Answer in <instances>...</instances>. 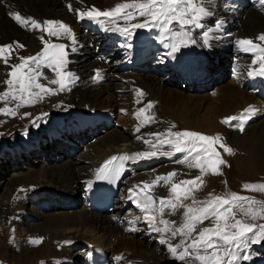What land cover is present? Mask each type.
<instances>
[{"label":"bare ground","instance_id":"obj_1","mask_svg":"<svg viewBox=\"0 0 264 264\" xmlns=\"http://www.w3.org/2000/svg\"><path fill=\"white\" fill-rule=\"evenodd\" d=\"M68 2L69 0H4L0 3V45L13 44L14 51L10 63H19L20 61L17 59L19 56H34L41 52L44 48L43 42L39 39L41 35L49 41V44H64L67 48L68 43L76 42V46H81H74V52L65 54L66 63L61 68V71L64 70L62 72L67 71L74 74L75 80L72 81L70 90L61 91L59 85H52L47 79L40 77L37 80L38 83H43L56 91L40 93L39 96L23 93L25 105L30 108L35 107L37 110V107L42 103L41 107H43V111H46L45 113L58 117L65 115L64 112L86 109L89 112L82 114L105 115L118 119L123 125L121 128L106 124L97 125L89 132H79L75 137L67 136V143L51 141L44 145L38 144L27 155L19 145L12 149L13 154L8 159L14 162L13 167L16 166L15 168L19 172H16L18 175L15 178L7 179L5 182L3 180L0 183V230H3L0 236V256L16 264L34 262L37 264L44 262L45 264H79L81 250L87 244H97L101 245L110 256L122 257V264H181L180 261L172 257L168 247L165 250L166 257L156 250L151 239L134 238L133 235L122 236V228L112 223L109 216H105L107 214L101 215V213L86 211L78 199V182L85 180L91 167L108 154L121 149L131 151L133 148L147 151L151 145L143 144L145 140H149L153 144L156 143L157 137L144 138L140 136L139 140L132 141L131 128L125 124L128 116H121L117 113L122 108L128 109L127 106H124L128 100V94L125 92L130 86L141 87L147 95L146 101L152 102L150 110L152 121L145 129L147 133L163 132L175 125L172 128L173 132L188 130L201 134L207 133V136L208 134L213 136L212 134L219 132V136L230 142L239 130H234L227 125L229 120L243 112L254 114V111L262 107L263 101L248 93L245 88H239L238 84H234L226 77H219V82H216L217 79L211 81V85L216 83L210 88L214 89L215 95L208 93L206 88H189L181 91L171 83L166 84L165 78H159L151 73L136 76L122 75L117 80L111 78L103 70L104 66L92 60L93 55L85 46L90 41V35L88 31L84 32L79 25V20H82L79 15L69 11L66 6ZM71 2L74 9L87 11L91 10L93 6L96 9L108 10L115 8L117 4L133 3L135 0H82V2L81 0H71ZM203 3L209 7L211 12L209 16H215V18L219 16L222 20L227 19L229 30L234 31L240 39L244 38L241 36L244 26L249 28L244 33L249 35L248 37L255 38L264 33V17L248 8L238 9L237 12L233 11L225 0H203ZM9 11H18L24 17L34 18L41 23L42 28L47 27L43 25L45 20L61 21L70 27L71 34H65L61 30V35L56 38L49 37L47 32L31 25L28 28L21 27L12 18H9ZM129 11L134 12L136 19L124 18V13ZM136 11L137 9H125L121 13L122 20L129 25L141 22L142 17L135 13ZM145 19L143 17V21ZM147 19L150 21L151 17H147ZM208 20L209 18L203 22V25L206 26ZM102 24L103 20L101 19L96 27L102 26ZM52 27L59 28L58 25H52ZM14 42H19L25 47L19 48L18 44ZM78 54L83 56L76 65L74 59ZM29 67L35 69V64L30 62ZM54 67L55 64L52 68ZM218 69L224 70L223 63L220 61ZM10 70L7 65L0 63V92H18V85L14 90L4 83L10 78L8 76ZM23 71L26 72L27 69ZM36 71L43 72L44 76L49 79L57 78L55 71L49 72L41 68ZM97 71L100 74V81L94 77ZM129 78L132 79V82H129ZM32 91L39 92L38 89ZM52 104L54 106H51ZM50 107H54L56 110L50 109ZM53 110L56 113H52ZM253 116V120L247 123L242 132L243 135L245 134L243 136L245 140H242V144L233 146L238 150L234 149L232 164L234 169H237L242 175L256 176L264 171V152L263 155L260 152V150L264 151V146L254 149L256 139H261L259 135L263 131L260 127L264 123V112ZM221 118L226 120L224 123L222 119V126L219 124ZM35 128L37 129V127ZM53 131V128L49 130L50 133ZM248 135L250 139H248ZM92 138L94 141L90 142ZM159 139L163 140L165 137ZM69 143L73 145L71 146ZM52 154L58 156L51 158ZM19 161L22 163H18ZM23 166H26V169L21 171L19 168ZM191 170L195 171L191 172ZM160 171L163 173L176 171L177 176L172 179V183L200 175L199 169H189L186 166H166ZM141 179L148 180L149 175L143 174ZM209 185L206 182L204 193L208 191ZM31 194H35L36 197L44 196L45 198L40 199L39 202L45 203L51 211L41 212L28 207L27 202L22 198ZM51 194H56L57 198L50 197ZM66 198L70 200L67 201ZM190 203L188 200H183L185 205H190ZM68 205L70 207L65 208ZM60 206L65 209H58ZM185 211L186 209L181 207L175 211V214L169 215V221H176L175 225H170V229L179 226L184 221L183 213ZM9 219L11 220L10 224L8 223ZM11 224L15 226L13 234L7 230L4 231V227L7 225L5 227L7 229ZM203 226H206V222ZM19 231L20 234L25 233L24 239L19 235ZM181 238L178 234L173 239L172 232L169 230L167 240L170 243L176 244ZM28 239H33V246L27 244ZM11 247L14 249L11 250ZM179 251L182 249L177 250V252ZM246 251L253 255L251 264L253 260L257 259L259 253L256 250L249 251L247 248L238 250L240 254H245ZM245 263L249 264L248 261Z\"/></svg>","mask_w":264,"mask_h":264},{"label":"snow or ice","instance_id":"obj_2","mask_svg":"<svg viewBox=\"0 0 264 264\" xmlns=\"http://www.w3.org/2000/svg\"><path fill=\"white\" fill-rule=\"evenodd\" d=\"M82 2V0H81ZM261 4H264V0H260ZM70 12L77 13L81 19L87 17V19L99 22L98 17H113L114 15L119 17L125 9H138V15L145 17L143 22L133 23L130 25L131 29H144L151 30L152 28L159 29L161 36L164 39H160L159 43L163 44L166 48L170 49L164 54V57L175 59V54L181 50L182 47H189L197 45V41L192 38L190 29L193 27L203 28L204 25L200 22L205 16L211 15L209 7L203 3V0H135L133 3H121L117 4L115 8L108 10L96 9L94 6L91 10L81 11L80 9H74L71 0L66 5ZM264 10V9H262ZM9 17L12 18L18 25L24 28H28L29 25L36 29H40L43 32H47L49 37L59 38L61 30L65 34H71L70 27L58 20H45L43 25L46 28H42L41 23L32 17H24L18 11H9ZM147 17H151L149 21ZM124 18L136 19L134 12L129 11L124 13ZM116 24V20L112 21ZM223 21H217L215 29H219L222 26ZM52 25H58L59 28H53ZM105 31H118L125 36L132 35L129 30V26H117L116 28L107 27ZM214 31L213 28L209 27L207 31L203 32L201 37L203 43L201 47H210L209 40L211 39L210 34ZM43 42L44 48L41 52L34 56H19L17 59L19 63H10L12 52L14 51L13 44L0 45V63L7 65L11 70L8 72L10 77L4 83L9 85L10 89H15L18 85V92L20 94L28 93L30 96H39L40 93H52L56 89L48 88L43 83H38L37 80L40 77L47 79L52 85H59V90H70L71 79L74 74L71 72L64 73L61 68L66 63L65 60V45L51 43L45 39L43 35L39 37ZM165 39L169 42L165 44ZM257 39L264 41V33L260 34ZM19 48H24L25 45L19 42ZM238 45H248L242 49L244 52H250L253 49L259 47L254 43L252 39H245L237 41ZM130 48L131 44L126 45ZM75 49H73L74 51ZM260 52L264 54V47L260 48ZM7 53V55H6ZM164 57L161 58L163 62ZM261 60L259 71H250L248 75L250 77L259 76L264 77V55L258 57ZM35 64V69L29 67V63ZM257 63L256 59H253L252 64ZM53 64L56 65L54 71L56 77L49 79L44 76L43 72L36 71L40 67L52 68ZM27 69V71H23ZM235 71V69H234ZM99 72L97 71V76ZM33 89H38L39 92H33ZM10 95L9 91L0 92V99H7ZM13 99L17 97L13 95ZM149 107L151 105L149 104ZM5 109H0V113H3ZM144 108H140L139 112L143 113ZM46 115V114H45ZM152 118L149 117V120ZM231 119V118H230ZM172 125L163 132L149 133L150 136L157 137V141L153 144L149 140H145L144 143L150 144L151 148L147 151L135 152L131 155L124 154L120 157L113 156L110 160L106 161L105 164L96 170L98 180H106L109 183L119 179L124 171L126 170L125 162L131 161L135 163L138 159L154 157L159 152L157 144L160 148L164 145H168L175 153H186L182 159L177 161L180 164L186 165L189 169L197 168L200 170V175L195 176L191 179H180L178 182L172 183L169 189L171 194H174V199L168 200L164 197H158L148 192L144 196V203L142 205L137 204V207L145 213V221L148 223V230L156 233H164L166 230H171L172 238L174 239L178 234L182 237L176 244H172L169 240H166L161 235L160 242L167 244L168 251L172 257L181 262V264H239L240 261H248L249 264L253 259L251 253L240 254L238 249L243 248L246 244H262L264 243V225H260L257 229L256 225H242L241 221L237 220L235 223L229 224L228 215L234 206V201L247 200L246 197H240L236 193H230L231 201L229 199H223L219 196L213 200L198 201L194 196H191L193 188H185L183 186H196L203 183L202 176L206 174L207 169H211L213 174H220L219 166L225 163L220 159V154L213 147L214 144L223 139L222 136H207L194 131H172ZM241 132L244 131V123L237 125ZM137 132L140 128L137 127ZM160 137L165 139L160 140ZM174 137L175 139H170ZM140 139V137H137ZM198 146L200 152H198ZM221 147L225 145L221 144ZM225 151H231V149L225 147ZM193 153H197L193 155ZM164 155H171L172 152H164ZM202 155H206V159H202ZM119 161V163H113ZM111 165V167H110ZM177 176V172H169L166 177H157L151 182H143L144 188L150 189L156 186L159 181L163 180L165 184L169 180ZM199 182V184H198ZM226 183V182H225ZM91 186V182H89ZM139 187V186H137ZM245 187H251L245 185ZM264 187V186H261ZM132 191V190H130ZM211 195V194H209ZM192 199L191 205L183 204V200ZM159 202V213L163 215L164 207H170L174 211L179 207H184L186 211L183 213L184 221L175 228H167L169 225H175L176 221H168L160 219L159 223L165 225V228H161L155 222L156 217L148 215V212L154 211V205ZM204 204L205 207L194 208L192 205ZM225 205L229 207L224 208ZM223 209V211H222ZM212 217H215L216 226L208 227L203 226L205 221H210ZM220 221H224L221 225ZM130 224H135L136 220H130ZM226 229H236V231H226ZM135 230V229H131ZM70 243V242H66ZM178 249L182 251L177 252ZM90 255V254H89Z\"/></svg>","mask_w":264,"mask_h":264},{"label":"rangeland","instance_id":"obj_3","mask_svg":"<svg viewBox=\"0 0 264 264\" xmlns=\"http://www.w3.org/2000/svg\"><path fill=\"white\" fill-rule=\"evenodd\" d=\"M245 30H249V28L247 26H244V28H242V31H241L242 37L249 36V35L244 34ZM82 56L83 55L81 54L76 55L74 59L76 62L74 61L75 62L74 64L78 65V61L82 58ZM221 59L223 62L226 61V59L224 58H221ZM219 77H224V78L226 77L225 69L221 71ZM214 85H216V83H213L212 86ZM175 87L180 89L181 91H184V89L179 88V86H175ZM13 95H15L17 98L13 99L12 98ZM25 104L26 103H25V100L22 94H19L17 91H10V95L8 96L7 99H0V109H5L3 113H0V183H2L3 180L5 182V180L7 179L8 180L13 179L16 177V175H18L17 173L19 171L16 170L15 168L16 166L13 167L14 162L8 159V157L13 154L12 149L17 148L20 142L22 141L32 140L38 136H41L47 133L51 128H54V124L58 120L63 119V117L66 114L72 112V111L64 112L65 115H61L58 117L54 114L45 113L46 111H43L42 110L43 107H41L42 103L39 105V107H37V110H35L36 109L35 107L30 108L26 106ZM51 106H54V104H52ZM51 108L55 109L54 107H50V109ZM55 110H53L52 113L53 112L56 113ZM256 111H254V114L252 115H258L261 112L263 113L264 103L262 104V107ZM73 112L85 113L89 111L86 109H82V110L77 109L76 111H73ZM97 113H102V112H97ZM102 114H106V113L103 112ZM223 118H226V117H223ZM223 118L219 120L220 126L223 125L222 124ZM114 121L117 123H120L122 127L123 124L121 123V121H119L118 119H113V122ZM225 121L226 120L223 119L224 123ZM35 127H37V129ZM260 128L263 129L262 134L259 135L261 136V139L260 140L256 139L254 143L256 145L258 142V144L256 146L254 145V149L264 146V143H263L264 142V123L261 125ZM237 132H238L237 135H235L234 139L230 140V142L228 141V139L223 138L221 141L213 145L215 150L219 152L220 159H222L225 162L222 164V166L220 165L219 168H220V173L226 179L227 190L225 189L222 183L221 174H213L210 168L206 170V174H204L205 178L202 177V180L204 182L202 184H199L198 182V184L200 185L198 189L196 186H185V188L193 187L194 191L192 192L194 193V195L193 193H191L192 194L191 196H194L195 199L198 201L213 200L217 196L223 199H229L231 201L232 198L230 197V193H236L240 197L248 198L247 200H238V201L233 202L234 206H232L231 212L227 213L228 215L227 222L229 224H232V223H235V221L239 220L241 221L242 225H245V224L256 225L257 229H254V230H258V227L260 225H264V187H261V186H264V171L260 172L259 174H256V176L255 175L252 176V175H244V174L242 175L237 169H234L233 164H232V158L234 157L233 152H234V149L236 150L238 149L233 146L237 144H242V140L243 139L245 140V138L243 137L245 134L243 135V133L240 130ZM205 134L207 135V133H204V135ZM212 135H213L212 137H216L217 135L219 136V132L214 133ZM208 136H211V134H208ZM247 137H249L248 139H250L249 135ZM63 142L67 143V141H62L61 143ZM221 144L225 145L226 148H229L232 151L230 152L225 151V147H221ZM56 152H59V151L56 150ZM260 152L263 155L264 151L260 150ZM39 156L40 154L38 155V157ZM57 156L58 155L52 154L51 158H55ZM20 162L22 163V161H19L18 163ZM25 167L26 166H23L22 168H19V169H21L22 171L23 169H26ZM192 171L194 172L195 170H191V172ZM206 182H208L210 185L208 187V191L205 192L206 193L205 194L204 190L206 189ZM245 185H249L251 187L246 188ZM44 190H50V189H44ZM188 202L189 203L191 202L190 203L191 205L192 199L189 198ZM192 206L195 208L205 207L204 204H196ZM224 207L227 208L229 207V205H225ZM101 215H105V214L101 213ZM105 216H109V215H105ZM9 222H11L10 219L8 220V223ZM205 222H206V226L208 227H215L217 223L215 220V217H212L210 221H205ZM220 223L221 225H223L224 221H220ZM5 227H4V231L5 230L8 231V228L5 229ZM229 230L233 232L236 231V229H226V231H229ZM2 232L3 230H0V236ZM18 233L19 235L22 236L21 238L23 239L25 238L24 237L25 233L20 234L21 233L20 231ZM10 234H13V233H10ZM122 236H131V235L122 234ZM139 236H134V238L139 237ZM10 249L12 250L14 248L11 247ZM0 260H1V264H16L14 262L7 261L5 258H2V256H0ZM31 264H37V262L31 263ZM41 264H45V262ZM261 264H264V262H261Z\"/></svg>","mask_w":264,"mask_h":264}]
</instances>
